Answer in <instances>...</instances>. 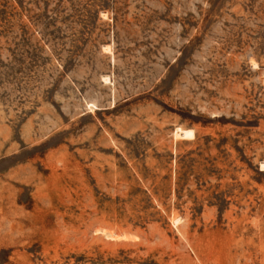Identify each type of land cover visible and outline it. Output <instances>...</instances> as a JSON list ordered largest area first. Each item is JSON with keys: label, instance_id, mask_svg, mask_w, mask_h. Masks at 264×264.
<instances>
[{"label": "rangeland", "instance_id": "obj_1", "mask_svg": "<svg viewBox=\"0 0 264 264\" xmlns=\"http://www.w3.org/2000/svg\"><path fill=\"white\" fill-rule=\"evenodd\" d=\"M0 264H264V0H0Z\"/></svg>", "mask_w": 264, "mask_h": 264}, {"label": "bare ground", "instance_id": "obj_2", "mask_svg": "<svg viewBox=\"0 0 264 264\" xmlns=\"http://www.w3.org/2000/svg\"><path fill=\"white\" fill-rule=\"evenodd\" d=\"M192 134H193L192 130H190V129L180 130V135H182L184 137H190V136H192Z\"/></svg>", "mask_w": 264, "mask_h": 264}]
</instances>
